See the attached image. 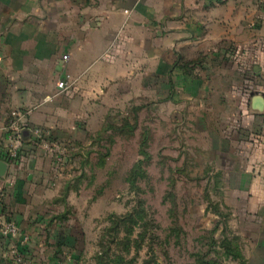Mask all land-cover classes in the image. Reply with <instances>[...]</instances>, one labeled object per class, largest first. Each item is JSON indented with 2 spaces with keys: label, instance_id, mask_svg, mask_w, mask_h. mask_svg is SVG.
<instances>
[{
  "label": "crops",
  "instance_id": "1",
  "mask_svg": "<svg viewBox=\"0 0 264 264\" xmlns=\"http://www.w3.org/2000/svg\"><path fill=\"white\" fill-rule=\"evenodd\" d=\"M134 109L153 112L162 129L171 123V145L186 146L175 160L211 186L246 264H264L259 0H0V161L13 110L88 154L94 136L132 122ZM24 137L20 160L0 177V227H19L15 237L0 235V264H13V245L23 264H81L75 216L84 209L76 189L63 191L88 157L60 166L30 132Z\"/></svg>",
  "mask_w": 264,
  "mask_h": 264
},
{
  "label": "rangeland",
  "instance_id": "2",
  "mask_svg": "<svg viewBox=\"0 0 264 264\" xmlns=\"http://www.w3.org/2000/svg\"><path fill=\"white\" fill-rule=\"evenodd\" d=\"M164 123L162 129L153 112L143 111L137 115L132 135L101 132L103 138L95 139L96 145L91 143L90 153L85 154L86 149L83 153H67L64 163L79 156L77 153L88 157L85 166L73 168L71 179L77 186L73 191L78 197L75 205L84 209L75 216L84 230L81 264H95V253L109 246L111 252L122 254L124 264H190L197 252L208 249L211 234L221 237L224 225L219 216L213 215L216 199L211 186L203 178L193 177L197 173L182 169L183 157L175 160L186 146L182 149L171 145V123ZM160 133L167 136L160 137ZM145 136L151 156L144 166L147 178L137 179L135 186H130L126 174L138 160L140 141ZM164 145L166 148H161ZM106 148L109 153L100 165L98 158L106 153ZM82 172L84 175L76 180ZM132 209L141 211L143 220L131 238L141 232L142 239L132 241L126 250L127 233L122 227L114 229L113 221ZM224 264L238 263L229 259Z\"/></svg>",
  "mask_w": 264,
  "mask_h": 264
},
{
  "label": "trees",
  "instance_id": "3",
  "mask_svg": "<svg viewBox=\"0 0 264 264\" xmlns=\"http://www.w3.org/2000/svg\"><path fill=\"white\" fill-rule=\"evenodd\" d=\"M132 122L129 118H123L121 120V123L119 125H107L106 128L102 130V132H109L110 130L119 134L128 133L129 135L133 134V131L136 128V120H137V110L134 109V116L132 117ZM8 124V121H7ZM6 124V125H7ZM24 133H29L28 127H25L22 131L21 135V141L25 140ZM105 134V133H104ZM103 134V135H104ZM103 135H98L95 139L97 141H100L103 138ZM147 137H142L139 145L138 154L140 155L138 160L133 164V166L128 170L126 174V182L130 186H135V183L137 179H145L147 178V172L144 169V166L150 161L151 156L149 152L147 151ZM110 143H113L112 138L110 139ZM34 145H37L36 143ZM18 155L14 159V162L17 163L20 160L21 157V148H18ZM106 153L101 155V158L99 157V164L103 165L104 163V156L108 155L109 148H106ZM77 155H81L77 153ZM4 160L7 162L9 161L7 151L3 154ZM82 166H85L87 163V160L80 162ZM66 164L63 162V165ZM183 169V168H182ZM84 173H80V175L76 178V180H79L81 176H83ZM73 186L75 188H73ZM70 189H77L76 184H72L71 187H67L63 191V197H65ZM219 218L221 219L220 224L224 225L222 228L221 237L215 238L213 234L210 235V243L208 245V249L206 251H200L197 252L194 256V261L190 264H224V260H232L238 264H246L245 258L243 256L241 245L239 242V237L234 234L227 226V216L224 213L220 214V211L218 209L217 204L214 206V210H212ZM64 216H61L63 218ZM143 220V214L141 211L132 209L129 210L127 213L118 216L113 221V228L117 229L118 227H122L126 231L125 236V247L126 250L129 249L131 242H138V238L142 239L141 232H138L137 237L131 238V235L134 232V228L136 226H140V221ZM216 226H218L216 224ZM18 252L20 254H23V250L19 247H17ZM93 259L95 261V264H124V257L122 254H117L115 252H111L110 246L106 249L96 252L93 256Z\"/></svg>",
  "mask_w": 264,
  "mask_h": 264
},
{
  "label": "built area",
  "instance_id": "4",
  "mask_svg": "<svg viewBox=\"0 0 264 264\" xmlns=\"http://www.w3.org/2000/svg\"><path fill=\"white\" fill-rule=\"evenodd\" d=\"M262 10L264 12V0H259ZM67 55H64L63 58H66ZM59 89L64 90L67 88L65 82L60 81L57 83ZM26 116V113H21L18 110H13L10 112V117L8 119V124L6 125V130L8 131V146H7V155L9 161H7L10 165H14V159L18 155V146L21 140L22 131L25 127H28L26 122L22 119ZM29 132L34 138V142L46 149L48 153L54 158L56 164L63 165L65 157L69 152V144L68 142H63L60 140H55L50 138L48 131L41 127H31L29 128ZM19 232V227L15 222L7 221L2 224L0 227V235L9 239L11 237L17 236ZM11 253L13 256V264H23L22 255L18 252L17 246L13 245L11 247Z\"/></svg>",
  "mask_w": 264,
  "mask_h": 264
},
{
  "label": "water",
  "instance_id": "5",
  "mask_svg": "<svg viewBox=\"0 0 264 264\" xmlns=\"http://www.w3.org/2000/svg\"><path fill=\"white\" fill-rule=\"evenodd\" d=\"M262 96H255L254 102L257 104V107L261 105L262 102ZM8 162L6 161H0V177H4L7 171Z\"/></svg>",
  "mask_w": 264,
  "mask_h": 264
}]
</instances>
